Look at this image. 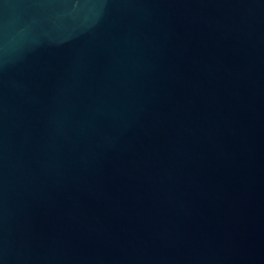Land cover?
Segmentation results:
<instances>
[{
  "label": "water",
  "instance_id": "obj_1",
  "mask_svg": "<svg viewBox=\"0 0 264 264\" xmlns=\"http://www.w3.org/2000/svg\"><path fill=\"white\" fill-rule=\"evenodd\" d=\"M0 264H264V0H0Z\"/></svg>",
  "mask_w": 264,
  "mask_h": 264
}]
</instances>
